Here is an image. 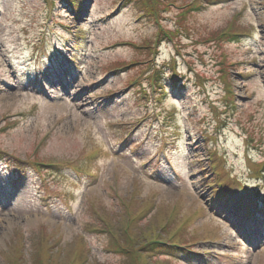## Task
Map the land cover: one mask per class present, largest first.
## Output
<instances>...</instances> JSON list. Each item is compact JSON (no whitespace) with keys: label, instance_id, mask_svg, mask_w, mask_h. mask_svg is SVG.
I'll use <instances>...</instances> for the list:
<instances>
[{"label":"rangeland","instance_id":"rangeland-1","mask_svg":"<svg viewBox=\"0 0 264 264\" xmlns=\"http://www.w3.org/2000/svg\"><path fill=\"white\" fill-rule=\"evenodd\" d=\"M73 1L0 0V264H41L44 236L59 264L86 245L85 264H130L118 238L185 220L191 252L144 264H264V213L247 205L264 200V0L185 16L192 0H173L161 22L179 31L156 54L134 45L159 29L140 0ZM235 14L248 32L216 41ZM211 150L244 187L208 186Z\"/></svg>","mask_w":264,"mask_h":264},{"label":"trees","instance_id":"trees-1","mask_svg":"<svg viewBox=\"0 0 264 264\" xmlns=\"http://www.w3.org/2000/svg\"><path fill=\"white\" fill-rule=\"evenodd\" d=\"M75 1L76 0H74L72 3L76 7V9H78V11H75V10L74 11L76 13L77 12L79 13L83 7H81L80 3L75 2ZM140 1L143 2L144 9H146V13H148L149 16L156 18L157 23L159 25V29H158L157 35L153 38L154 40L152 39L150 41L145 42L144 44H135V45L139 48H147L148 50L151 51V53L156 54L158 45L160 43V39L166 35L171 40H175L176 35L178 33L177 31H179V30L177 31L170 30L166 26H164L161 22V15L163 16L162 14L163 11L169 10L172 2L174 1L173 0H140ZM222 1L223 0H192L191 2H186L182 6H180V9H181L180 14L181 16H185L189 13L196 12L197 10L203 8L206 5L220 3ZM181 18L178 19L179 23H182V21L180 20ZM237 19H238V14L234 16L233 20L230 21L229 26H227L226 29H224L221 32L215 33L213 35V38L216 41H221V42L229 41L231 39L236 38L238 26H235L236 25L235 23ZM224 62H226V59H224ZM226 65L227 64H225V66ZM117 66L118 65H115L114 67H117ZM157 74H158L157 69L153 68L152 72L149 75L153 86L156 84L155 81H157ZM174 78H176V76H174ZM227 83H228L227 91L231 92L232 91L231 84L229 82ZM159 88H160L159 94L165 92V89H163L162 87H159ZM230 94L229 96L227 95L226 96L230 98L231 100H233ZM34 162L37 163V160H34ZM210 162H211L212 172L214 174L212 177L213 180L208 181V186L218 185L219 189L215 187L214 188L215 192L217 191V193L220 194V193L228 191L232 183H235L237 186H241L240 182L237 179L229 176L228 171L223 167V159L221 160L218 159V156L214 154L213 152L210 155ZM126 212L127 214L133 215V216L137 213L127 208H126ZM141 212L142 210H140V213ZM173 215H174V211L171 213L169 217V222L165 224L163 229H168L170 225L173 224L172 222ZM102 219L106 225L108 224L111 227L112 224L107 219V217L102 218ZM135 220L136 219L133 217L132 222ZM127 222H128V226L125 228V230L128 233V229L131 227V222L129 220ZM186 224H187V220L183 221L177 228H174L173 226L172 228H174L173 229L174 231L167 235L168 239L162 238L158 234H156L157 236L155 238L151 237L149 239H146L149 237V235L152 234L151 233L148 235V237L144 239V241H141L140 243L137 244L136 241L131 236V234L126 235V239L123 242H120V238L117 239V237L114 236L112 241H115L116 239L117 241L115 242V244L111 243L112 245H110V247L114 248L115 251L121 254L131 256L132 262L130 264H144V261L147 258V255L158 253L160 251L163 252V254L169 252V255L175 259L177 258V256H180L181 254H186L187 252L190 253L192 250L191 248H189V251L187 252L180 250L181 247L183 246L185 247V245L190 246L189 244H187V242L183 241V239L181 238L182 228H184ZM46 239H48L47 236H44L41 239L43 243L41 244V247H40L41 249L39 250V257H40L39 261L41 262V264H59V261L54 259V257L49 253V249L45 247L44 243H46L45 242ZM165 245H168V246H165ZM89 250L90 248L88 247V245L84 246L82 250H77L76 255H74V258L71 259L72 261L71 264H85L86 263L85 260L87 258L86 257L87 251Z\"/></svg>","mask_w":264,"mask_h":264},{"label":"bare ground","instance_id":"bare-ground-1","mask_svg":"<svg viewBox=\"0 0 264 264\" xmlns=\"http://www.w3.org/2000/svg\"><path fill=\"white\" fill-rule=\"evenodd\" d=\"M73 8H74L73 10L78 11V9H76V7H75L74 5H73ZM82 10H83V8H82ZM82 10H81V11H82ZM81 11H80V12H81ZM80 12H79V13H80ZM77 13H78V12H77Z\"/></svg>","mask_w":264,"mask_h":264}]
</instances>
